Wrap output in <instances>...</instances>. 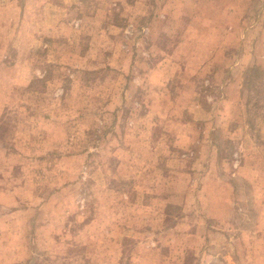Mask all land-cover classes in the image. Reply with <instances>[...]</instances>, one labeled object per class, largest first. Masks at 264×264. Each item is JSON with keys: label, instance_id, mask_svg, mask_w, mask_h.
I'll use <instances>...</instances> for the list:
<instances>
[{"label": "rangeland", "instance_id": "rangeland-1", "mask_svg": "<svg viewBox=\"0 0 264 264\" xmlns=\"http://www.w3.org/2000/svg\"><path fill=\"white\" fill-rule=\"evenodd\" d=\"M0 264H264V0H0Z\"/></svg>", "mask_w": 264, "mask_h": 264}, {"label": "crops", "instance_id": "crops-1", "mask_svg": "<svg viewBox=\"0 0 264 264\" xmlns=\"http://www.w3.org/2000/svg\"><path fill=\"white\" fill-rule=\"evenodd\" d=\"M214 53H212L213 56ZM250 54V53H249ZM248 54V51L245 50L244 52V59L243 60H237L236 63H234L235 65L231 66L228 70L227 69H222L221 72H219V70H215V74L213 75V77L210 75V82H211V86L212 88L218 89V90H222L221 92V98H214V96H210V103L212 105H209V109H206L205 111V115L204 117H190L192 119H190V122H194L197 123L198 118H202L205 119L204 124H205V130L203 132V134L201 133H192L189 134V139L190 141L193 142H198L199 144H201L202 142L204 143V145L201 146H197L194 145V147L191 148V151H193L194 154L193 158H194V163L192 164V166L190 167V171H192L194 174H197V172H195V170H200V166L202 168V171L200 172L201 174V179H202V183L204 185H208L211 183L214 186L218 187L219 183H229L230 178H232L233 176H239L238 174H244L245 171H250V170H254L260 167V163H258L257 161H255L253 156H249L248 157V153H250V151H246V149H244V144H247L248 141H244L243 139L240 140V142H237V147L239 148L236 151H233V153H231V162H230V175H228V173H223L221 171L217 170V167L215 165H211V163L204 168L203 164H201L199 166V163L201 162V154L202 152H210L208 157H211L213 159V155L215 154L216 150H214V145L212 143L213 141V137H214V131L216 129V120L217 117L215 116L216 113L214 112V108L216 107L217 104H225L229 105L230 102H233L232 97L230 96H226V94H228L227 91L231 90L229 92V94H231L232 91L237 93V97L238 100L241 102V104L243 105V107L247 108V106L249 107L248 104H246L244 101L242 102V89H244V83L242 81H240L237 77H238V73H236V70H240L243 68V66H241V63L246 60L247 62V58L249 57H254L255 55L252 53L251 55ZM241 54L238 55V57ZM235 75V76H233ZM220 76V77H218ZM237 76V77H236ZM218 78V80H217ZM214 82V83H213ZM214 84V86H213ZM233 89V90H232ZM215 101V102H214ZM215 114V115H214ZM220 120L226 122L227 126L232 122V120H235V117H227V114H225V116L222 114L221 117H219ZM200 127V125L202 124L201 122L197 123ZM227 130V129H226ZM232 130H227L228 136L225 135L226 137H233L234 134H236V132H231ZM247 133V132H246ZM246 136H249L250 141L252 140L251 136L248 134H244L245 138ZM182 139H180L179 142H181ZM201 147V148H200ZM204 150V151H203ZM254 152V151H253ZM252 152V153H253ZM197 157V158H196ZM213 162V161H210ZM216 168V169H215ZM248 182L249 181H254L253 177L250 178L247 175H245ZM234 180V179H233ZM204 189V187H203ZM206 192V191H205ZM201 198V197H200ZM204 201V199H203ZM206 216H216L210 213H206Z\"/></svg>", "mask_w": 264, "mask_h": 264}]
</instances>
